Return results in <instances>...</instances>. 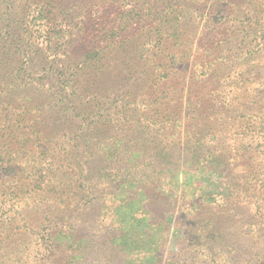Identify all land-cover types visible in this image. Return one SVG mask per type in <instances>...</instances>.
Segmentation results:
<instances>
[{
	"label": "trees",
	"instance_id": "16d2710c",
	"mask_svg": "<svg viewBox=\"0 0 264 264\" xmlns=\"http://www.w3.org/2000/svg\"><path fill=\"white\" fill-rule=\"evenodd\" d=\"M262 72L264 0H0V264L161 261L171 166L246 156L210 132ZM228 209L202 264L230 261Z\"/></svg>",
	"mask_w": 264,
	"mask_h": 264
},
{
	"label": "rangeland",
	"instance_id": "374dc122",
	"mask_svg": "<svg viewBox=\"0 0 264 264\" xmlns=\"http://www.w3.org/2000/svg\"><path fill=\"white\" fill-rule=\"evenodd\" d=\"M262 16L263 13L259 14V17ZM213 84L216 86L217 82ZM236 91L235 95L239 91L243 95L232 101L238 103L233 110L241 111L233 113L231 119L227 117L228 123H217L210 133L216 139L225 137L224 143H229L231 150H245L246 156L235 161L228 170L219 161L211 162L209 172L200 170L195 174L185 173V165L171 166L164 193L170 194L169 189L174 188L177 193L168 200L176 197L181 213L171 221L168 239L156 246L160 250L161 261H155V264H171L172 258L176 259L180 253V247L192 250L177 258L184 264H202L200 259L209 260L203 249L190 246H196V232L202 230L201 227L206 228L210 216L219 212L222 206H227L231 213L227 224L232 233V256L230 261L219 257L211 264H264V72L259 76L249 74ZM218 99L214 95V108L219 107ZM255 101L257 103L251 105ZM236 115L240 118H233ZM219 148L214 147L217 154H220ZM127 254L124 251L119 256L127 259L126 264H135ZM141 261L140 264L154 262L151 255Z\"/></svg>",
	"mask_w": 264,
	"mask_h": 264
}]
</instances>
